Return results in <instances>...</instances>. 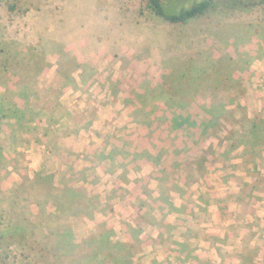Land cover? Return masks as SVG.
<instances>
[{
  "label": "rangeland",
  "instance_id": "1",
  "mask_svg": "<svg viewBox=\"0 0 264 264\" xmlns=\"http://www.w3.org/2000/svg\"><path fill=\"white\" fill-rule=\"evenodd\" d=\"M180 199L239 201L257 220L244 264H264L260 0H214L186 24L147 0H0V264H87L103 233L139 240L132 264H149L154 220Z\"/></svg>",
  "mask_w": 264,
  "mask_h": 264
},
{
  "label": "crops",
  "instance_id": "2",
  "mask_svg": "<svg viewBox=\"0 0 264 264\" xmlns=\"http://www.w3.org/2000/svg\"><path fill=\"white\" fill-rule=\"evenodd\" d=\"M175 191V195L186 197ZM135 197L138 199L137 193ZM180 200L179 205L172 203L173 208L170 209L176 212L174 220L170 217L171 214L165 215L167 219L164 221L154 220L153 231L146 237L144 246L145 255H149L148 249L155 250L153 262L149 264H155V258L159 260L157 264H244L246 262L252 249L250 246L253 247L254 238L257 237L255 235L257 228L252 225L257 220L253 221L249 215L240 216L242 207L239 201L223 199L222 206L212 199H201L199 205L195 204V201L191 205L189 199ZM200 215L206 216V219L199 220ZM181 217L184 218V225L180 227L175 221L180 220ZM186 219L199 228V233L194 237L187 235ZM176 231L179 232L178 236L174 234ZM241 241L240 247L237 244V247L223 248L224 243L236 244ZM185 242H189L192 246L191 251L186 252Z\"/></svg>",
  "mask_w": 264,
  "mask_h": 264
},
{
  "label": "trees",
  "instance_id": "3",
  "mask_svg": "<svg viewBox=\"0 0 264 264\" xmlns=\"http://www.w3.org/2000/svg\"><path fill=\"white\" fill-rule=\"evenodd\" d=\"M214 0H203L194 4L187 10L180 12L177 15H166L163 9L162 0H147L148 6L152 9V11L165 20H167L170 24H186L208 11L213 5ZM261 4L264 5V0H260ZM183 76V75H182ZM186 79L187 76H184ZM189 93V94H188ZM171 94L174 96L180 97L181 99L188 100V98L193 97V91L191 89H180V90H172ZM193 99V98H192ZM176 126H180L177 120L174 122ZM191 125L189 121H182L181 125ZM260 136V135H258ZM261 138V136L259 137ZM204 155V154H203ZM202 155V156H203ZM58 204V203H56ZM79 208H76L74 212H77ZM58 214V210L56 209V213ZM74 215V214H73ZM67 228V227H66ZM63 230V233L59 230L60 239L62 240V247L67 248H75L77 243L75 242V229L73 227H69L67 232ZM99 245L96 246L97 252L92 258L87 257V264H102V257H106L107 260H110V264H132V258L135 256L132 252V249L135 247V243H139V240H132L134 244H128L122 241L114 242L112 241V237L107 233H103L100 235Z\"/></svg>",
  "mask_w": 264,
  "mask_h": 264
}]
</instances>
